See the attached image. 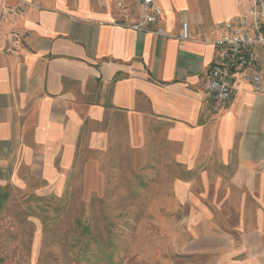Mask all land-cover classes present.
Instances as JSON below:
<instances>
[{"label":"crops","instance_id":"0c3cea01","mask_svg":"<svg viewBox=\"0 0 264 264\" xmlns=\"http://www.w3.org/2000/svg\"><path fill=\"white\" fill-rule=\"evenodd\" d=\"M156 2L155 28L166 35L135 29L137 0H0V173L13 185L26 171L53 186L81 162L102 181L112 161L150 178L164 172L158 179L171 181L163 185L215 190L217 208L238 193L243 217L256 220L245 248L251 238L262 247L264 95L237 78L218 110L204 89L220 30L246 6ZM9 8L19 15H4ZM184 24L192 40L181 39ZM256 51L264 73V47Z\"/></svg>","mask_w":264,"mask_h":264},{"label":"rangeland","instance_id":"374dc122","mask_svg":"<svg viewBox=\"0 0 264 264\" xmlns=\"http://www.w3.org/2000/svg\"><path fill=\"white\" fill-rule=\"evenodd\" d=\"M120 164H104L102 181L81 162L53 186L0 173V264H264V244L245 248L256 220L238 193L217 208L212 188L163 185L164 172Z\"/></svg>","mask_w":264,"mask_h":264},{"label":"built area","instance_id":"2783aa9c","mask_svg":"<svg viewBox=\"0 0 264 264\" xmlns=\"http://www.w3.org/2000/svg\"><path fill=\"white\" fill-rule=\"evenodd\" d=\"M137 1L143 9V21L135 29L166 35L164 29L155 28L163 15L156 0ZM243 3L246 6L244 12L227 21L215 40L216 54L204 81V89L218 110L230 104L233 81L237 78L249 82L254 92L264 95V73L259 69L256 51L257 47H264V0H243ZM8 12L19 15L11 8L3 14ZM11 39L15 40L14 37ZM181 39H193L188 24L182 27Z\"/></svg>","mask_w":264,"mask_h":264}]
</instances>
